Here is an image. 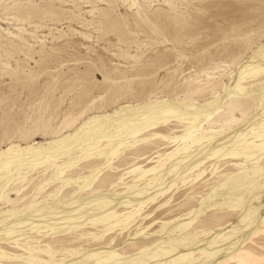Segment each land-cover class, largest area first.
<instances>
[{
    "label": "rangeland",
    "instance_id": "obj_1",
    "mask_svg": "<svg viewBox=\"0 0 264 264\" xmlns=\"http://www.w3.org/2000/svg\"><path fill=\"white\" fill-rule=\"evenodd\" d=\"M0 264H264V0H0Z\"/></svg>",
    "mask_w": 264,
    "mask_h": 264
}]
</instances>
